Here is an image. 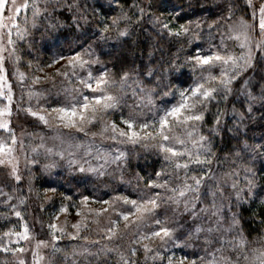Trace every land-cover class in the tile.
<instances>
[{"label":"snow or ice","instance_id":"6c2138e0","mask_svg":"<svg viewBox=\"0 0 264 264\" xmlns=\"http://www.w3.org/2000/svg\"><path fill=\"white\" fill-rule=\"evenodd\" d=\"M89 8L98 12L81 0H0V169H6L8 180L15 182H0V253L15 258L0 264H57L61 254L63 264H92L93 259L100 264L101 255H114L115 264H264V237L258 246L249 247L242 216L233 211L245 203L264 205V184H258L253 167L264 156V140L251 144L248 136L254 106L264 108V0H221L210 23L197 17L175 24L163 15L154 16L151 23L158 25L157 34L163 37L166 33L170 43L178 42L180 47L168 60L161 57L155 63L153 48L147 65L124 58L118 78L96 55L91 42L43 67L37 64L36 71L43 75L29 76L20 70L18 42H27L31 49L32 42L27 40L32 35L30 28L38 30V21L45 22L46 32L63 28L67 21L60 16L66 12L71 24L83 29V24L91 23ZM131 9L139 13L137 21L145 15V7L136 0L129 5ZM172 15L179 21L182 11ZM131 19L123 6L116 15L102 17L100 22H107L99 29L101 38L108 39L103 34L111 31L127 37L128 26L120 25ZM202 25L209 30L208 40ZM60 61L63 63L54 73H45V68ZM9 63L14 65L12 69ZM93 65L100 67L94 69ZM28 68L31 70L32 61ZM185 76L181 84L186 86L172 85L173 78ZM57 77L62 78V88L55 100L46 94L49 90L34 87L46 81L55 86ZM15 87L21 90L19 97ZM221 102L232 104L231 125L226 119L228 109L218 107ZM213 103L217 109L208 124L206 117ZM21 113L52 135L40 134L39 143H32L35 133L21 129L17 134L13 117ZM77 134L90 139L76 143ZM225 138L235 143L228 147ZM104 141L111 143L105 147ZM120 145L139 146L161 161L154 176L137 175L138 184L146 182L136 199L124 194L102 199L69 188L60 193L59 208L46 225L39 217L31 224L25 219L22 206L29 197L22 194L20 185L26 180L31 193L37 169L39 174H52L66 166L70 172L103 176L109 166L128 163L129 152ZM44 191L55 195L57 189ZM52 199L45 196L46 201ZM95 204L101 207H93ZM40 207L43 211V204ZM168 209L173 217L179 213L180 220L170 218ZM73 210L76 219L70 223L68 215ZM104 215L107 224L97 229L99 239L90 246L74 247L71 252L58 246L65 237L87 240L83 231L99 224ZM256 220L264 224V216L256 215ZM37 223L42 225L40 233ZM201 235L202 254L193 253L189 258L185 249L193 247ZM101 241L106 243L92 252L91 246ZM177 251L183 254L177 255Z\"/></svg>","mask_w":264,"mask_h":264},{"label":"trees","instance_id":"16d2710c","mask_svg":"<svg viewBox=\"0 0 264 264\" xmlns=\"http://www.w3.org/2000/svg\"><path fill=\"white\" fill-rule=\"evenodd\" d=\"M133 2L134 0H120L119 4H117L115 0H113L111 4H102L93 1V7L97 8L98 12L94 14L91 8L88 9V19L91 23L90 25H83V29L87 30L86 33H83V29H77L75 25H72L70 15L65 12L60 16V19L66 20L68 24L63 28L53 31L55 32L53 35L59 36L65 47L72 46L71 42L74 40L81 41V44L91 42L97 56L106 64L107 68L117 73V78L124 58H127L129 62L134 61L136 65H147L149 61L148 53L154 48L155 52L151 58L153 63L161 60V57L168 60L173 53H176L177 48L180 47V43H170V38L166 33L163 37L158 35L157 27H153L145 15L141 20L137 21L136 16L139 15L138 11L136 9L129 10V5ZM136 2L140 4V7L146 8L147 5H151L150 8H146V10H149L151 13H168L170 19H173L172 14L174 11H182V16L179 20L181 23L188 19L194 20L197 17L207 18L210 23L211 20L215 18V5L220 3L221 0H136ZM101 6H103L102 9ZM121 6H123L124 10L128 12L132 19L122 22L120 27L124 28L125 25H127L130 34L127 37H117V33L111 31L103 34L109 37L108 39H102V34L99 29L103 28V22L107 21L104 20L100 22L101 18L104 16L116 15L120 11ZM133 13H135V15ZM201 30L204 33L205 40H208L209 30L207 26L202 25ZM212 31L215 32V29H212ZM184 46L187 47V44L185 43ZM205 47H207V43H205ZM180 59L183 60L182 54L180 55ZM186 79V76L180 77V79L173 78L172 85L186 86V84H181V81ZM166 90L167 88L161 89V91ZM218 107L221 109H228L229 117L226 119L231 125L233 122L230 118L232 104L221 102ZM237 107H239V104ZM254 107L256 110L252 114L251 121H249L251 127L248 133L249 143L251 144L264 140V108H261L259 104ZM216 109L217 105L213 103L211 111L206 117L208 124L212 123L213 114L216 112ZM225 140L228 147H231V145L235 143V141L227 140V138H225ZM220 142V137L218 136L216 138L217 145H219ZM216 150L217 149H214V151ZM225 150H227V148ZM221 155H223V153H221ZM160 165L161 161L156 155L144 153L136 158L129 157L128 163L126 165H121L120 170L116 171L114 170L115 168H113V173L110 175H103L98 179H93L90 174L88 175L86 173H61L62 178L59 184H62L63 188L66 187V190L69 188H71L73 192H75V190H80L83 194L94 195L96 197L103 195V192L107 193L106 191H108L107 194H109L110 197L111 195L114 196L117 194L134 196L136 194L135 192L139 190L140 187L144 186L146 182L141 181L138 184L136 179L137 175L139 174V176L145 178L154 176L155 171L160 169ZM253 167L254 170L257 171L258 184H264V156H260L256 159ZM111 175L112 177L110 178ZM5 191H9V189L6 188ZM35 194L36 188L33 184V191L28 193L29 200L31 197L35 198ZM31 208L38 211V202L34 203L31 201ZM22 210L25 212L26 208L22 206ZM2 211L3 209H0V212ZM236 211L242 216L241 225L247 239L251 242L250 244L254 245V247L258 246V244L262 242L260 238L264 237V224L257 222L256 215L264 216V205H261L259 201L256 203H245L240 208H236ZM11 219L13 221L16 220L15 217ZM25 219L27 220L26 214ZM2 222L3 221L0 220V223ZM44 225H46L45 222ZM36 228L37 231L41 232L42 225L37 223ZM44 231H46V228ZM1 255L7 258L11 257V254L5 255L4 253H0V256ZM105 262L106 259L104 258L103 262H100V264H105Z\"/></svg>","mask_w":264,"mask_h":264},{"label":"rangeland","instance_id":"374dc122","mask_svg":"<svg viewBox=\"0 0 264 264\" xmlns=\"http://www.w3.org/2000/svg\"><path fill=\"white\" fill-rule=\"evenodd\" d=\"M93 1H97L98 3H102V4H111L113 2V0H81V3L86 4V5L89 4V5L93 6V3H92ZM146 8H145V10H146ZM145 13H146L145 16H146L147 20L150 22V24L153 27H157V29H158V25H154L153 23H151L154 16L163 15L164 17H166L168 20L172 21L175 24L181 23L180 21H175L174 19H170V16L168 15V13H165V14L164 13H151L149 10H146ZM24 15H25V12L22 11L21 17H23ZM27 15L29 17L31 16L30 10H28ZM44 23L45 22H43V21H38V30L30 28V32H32V35H29L27 37V40L32 42L31 49L29 48V44L27 42H23V41L18 42V53L22 57L19 67H20L21 71L28 72L29 76H31V75H43L44 74V73H40V72L36 71L37 64H39L40 67H43L44 65L50 63L53 58H55L59 55L68 56L71 54V50H75V51L80 50L78 45L81 44V41L79 42V40H74L71 42L72 46L65 47L63 42L60 40V37L56 36L55 34L53 35V33H55V32H53V31L46 32L45 31ZM66 24H68V22ZM82 24H83V22H82ZM83 25L86 26L87 24H83ZM5 39H7V37H5ZM236 50H237V52L239 51L238 48ZM28 61H32L31 70L28 68ZM62 63H63V61H60L58 64L53 65L52 68H45V73H48V74L54 73L55 68L59 67L60 64H62ZM8 67H9V69H12L14 67V65L12 63H9ZM98 67H100V66L99 65H93L94 69L98 68ZM61 80H62V78L57 77L55 86H53L51 81H46V82H42L40 84H37L34 87L38 90H49L46 94H48L50 96V100H55L57 98L58 91L62 88ZM29 83H31V80H29ZM20 94H21L20 88L15 87L16 97H19ZM59 98L63 99L62 93L60 94ZM129 102H131V101H129ZM157 102L159 103V100ZM33 103H35V101H33ZM124 111H125V113H127L128 109L125 108ZM116 119H119V113L116 114ZM13 121H14L15 125H18L16 127L17 134L20 133L21 129H26L28 132H32V133L36 134V139L32 140L31 141L32 143H39L38 137L40 134H44L46 136L52 135L50 130L45 128L43 125H34L31 118H26L22 113L20 114L19 117H16L14 115ZM93 130H95V129H93ZM65 132H67V130H65ZM77 136H78V139L75 141L76 143L90 139V138L84 137L83 134H77ZM49 143H51V141H49ZM99 143H100V140H99V138H97V144H99ZM103 143H104V146L107 147L111 142L110 141H104ZM120 147L122 149H127V151L129 152L130 158L131 157L136 158L139 155L144 154V153L153 154L152 152L144 151L139 146H137L135 149L131 145H127V146L120 145ZM23 167H24L23 166V156H21V169L22 170H23ZM160 167H161V165H160ZM113 168H115L114 170H116V171L120 170V167L117 168V166L113 164L106 169L105 175H110L111 173H113ZM36 171L38 174L36 175V178L32 181V184H34L35 188H36L35 198L31 197L30 200L28 198L26 204L24 205V207L26 208L24 213L26 214L27 221L30 224L34 222V219L36 217H39L40 219H42V221H44L47 224V222L50 219V214H52L56 209L59 208V205L61 202L60 193L65 192V190H66V187L63 188V185L59 184V182L62 178L61 173H64V172L69 173V174H75V173L70 172L66 166L58 168V169H54L52 174H39V170L37 169ZM86 174H88V175L90 174L93 179H98L99 177H101V176H98V175H95L92 173H86ZM25 175H26V173H25ZM111 177H112V175L110 176V178ZM0 182H6V183H10V184L15 183L14 181L8 180L6 169H0ZM26 184H27V181L25 180V182L23 184H21L20 187L22 189V194L28 196V192H27L28 190H27ZM47 188H56L57 191H56L55 195L52 192L45 193L44 190ZM143 188H144V186L140 187V189L135 192L136 194L134 193L135 194L134 196H129V195L128 196L132 199H136L138 197V195L140 194L141 189H143ZM76 191L77 190H75V192ZM106 192L108 193V191H106ZM37 193H39V197L37 196ZM107 193L103 192V195L98 196V197L102 198V199H109L110 195ZM45 196L52 197L53 199L50 201H46ZM111 197H112V195H111ZM77 199H78V197H77ZM31 201H33L34 203L38 202V204H39L38 211L33 210L31 208ZM41 204H43V206H44L43 211L41 210V207H40ZM93 207L99 208V207H101V205L95 204V205H93ZM181 210H182V206H181ZM161 211H163V210H161ZM233 211H236V208H233ZM167 215L170 218L180 220V214L177 213L173 217V212L171 209H168ZM63 219H64V217L61 216V221H63ZM75 219H76V217H75V213L73 210L71 212V214L68 215V220L71 223ZM206 220H207V217H205V221ZM180 222L183 223L182 220ZM106 224H107V215L101 216L99 218V224L93 223L90 225L89 228H87L83 231L82 236L88 237L87 240H85L83 238L76 239V240H70L67 237H65L62 241L58 242V246L66 249L68 252H71V250L74 247L77 249H80L84 246H90L91 242L99 239L97 229L100 227L106 226ZM36 225H35V227H36ZM205 226H207V225H205ZM36 231H37V228H36ZM69 231H71V228H69ZM37 232L40 233V231H37ZM186 234H187V229H185V235ZM193 239L195 240V237H193ZM203 240H204V236L201 235L198 240H195V244L193 247H189V248L185 249V251L189 255V258H193V253H196L197 255L202 254L200 249L203 248ZM104 243H106V242L101 241V243H97L94 246H91V251L96 252L99 248H101L103 246ZM117 243H120V242L117 241ZM111 246L112 245L109 244V247H111ZM249 247H254V245L249 244ZM173 251H176V250L173 249ZM44 252H45V255H48L49 250L45 249ZM176 254L182 255L183 252L177 251ZM104 258L106 259L107 264H115V256L114 255H110L107 257H105L104 255H101L100 256V262H103ZM28 259L30 261L31 257L29 256ZM5 260H7L9 262H14L15 258L12 256L10 258H7L6 256L4 257L3 255H1L0 256V262H3ZM141 260H142V254H141ZM57 264H63L62 254H61V257L57 258ZM81 264H84V262L81 261ZM92 264H96L95 259L92 260Z\"/></svg>","mask_w":264,"mask_h":264}]
</instances>
